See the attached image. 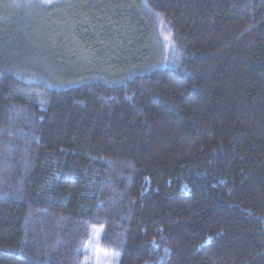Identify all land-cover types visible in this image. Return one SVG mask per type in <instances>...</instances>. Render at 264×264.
I'll return each mask as SVG.
<instances>
[{"label": "trees", "instance_id": "trees-1", "mask_svg": "<svg viewBox=\"0 0 264 264\" xmlns=\"http://www.w3.org/2000/svg\"><path fill=\"white\" fill-rule=\"evenodd\" d=\"M91 227L120 264H264V0H0V264H80Z\"/></svg>", "mask_w": 264, "mask_h": 264}, {"label": "rangeland", "instance_id": "rangeland-1", "mask_svg": "<svg viewBox=\"0 0 264 264\" xmlns=\"http://www.w3.org/2000/svg\"><path fill=\"white\" fill-rule=\"evenodd\" d=\"M40 1L49 2V0ZM159 26L164 46V66L176 67L181 55L176 49L170 30L161 19L159 20ZM103 230L102 227L90 228L82 249L80 264H120L121 254L103 245Z\"/></svg>", "mask_w": 264, "mask_h": 264}, {"label": "snow or ice", "instance_id": "snow-or-ice-1", "mask_svg": "<svg viewBox=\"0 0 264 264\" xmlns=\"http://www.w3.org/2000/svg\"><path fill=\"white\" fill-rule=\"evenodd\" d=\"M49 2H50V0H49Z\"/></svg>", "mask_w": 264, "mask_h": 264}]
</instances>
